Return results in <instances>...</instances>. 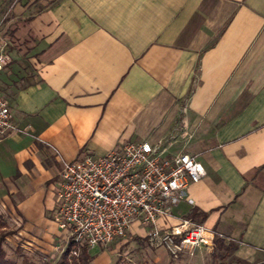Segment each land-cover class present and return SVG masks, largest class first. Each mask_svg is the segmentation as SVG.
Here are the masks:
<instances>
[{"label":"crops","instance_id":"crops-1","mask_svg":"<svg viewBox=\"0 0 264 264\" xmlns=\"http://www.w3.org/2000/svg\"><path fill=\"white\" fill-rule=\"evenodd\" d=\"M0 32L13 126L0 201L26 243L59 242L63 161L147 140L202 170L157 224L202 223L236 242L234 257L264 263V0H0Z\"/></svg>","mask_w":264,"mask_h":264},{"label":"built area","instance_id":"built-area-1","mask_svg":"<svg viewBox=\"0 0 264 264\" xmlns=\"http://www.w3.org/2000/svg\"><path fill=\"white\" fill-rule=\"evenodd\" d=\"M8 43L0 32V71L10 61ZM12 127L9 104L0 93V139ZM201 175L194 155L167 153L147 140L127 141L102 155L63 161L52 214L60 230V252L69 241L68 256H77L81 247L122 239L133 224L145 228L148 243L163 247L170 257L211 248L214 238L202 223L182 218L170 226L157 224Z\"/></svg>","mask_w":264,"mask_h":264},{"label":"rangeland","instance_id":"rangeland-1","mask_svg":"<svg viewBox=\"0 0 264 264\" xmlns=\"http://www.w3.org/2000/svg\"><path fill=\"white\" fill-rule=\"evenodd\" d=\"M12 205L0 201L1 256L16 264H55L61 248L54 250L52 247L60 241L62 245L61 235L58 237L59 242L53 241L49 250L41 243H26L27 239L19 234L20 226L14 219ZM99 248L109 258L110 264H253L234 257L232 253L219 259L212 246L196 248L191 253L180 252L176 257H170L163 247L149 244L146 237L137 232L127 233L122 239L99 245ZM87 252L89 259L86 264H92L90 258L94 251L87 249Z\"/></svg>","mask_w":264,"mask_h":264},{"label":"trees","instance_id":"trees-1","mask_svg":"<svg viewBox=\"0 0 264 264\" xmlns=\"http://www.w3.org/2000/svg\"><path fill=\"white\" fill-rule=\"evenodd\" d=\"M236 242L229 240L224 242L223 238L215 236L212 242V250L216 252V255L219 259H223L233 252L235 249ZM72 247V242H67L64 249L60 252L58 259L55 264H86L89 259V254L85 247H81L77 256H68V251ZM0 264H16L5 260L0 253ZM21 264H30V263H21ZM264 264V263H258Z\"/></svg>","mask_w":264,"mask_h":264}]
</instances>
